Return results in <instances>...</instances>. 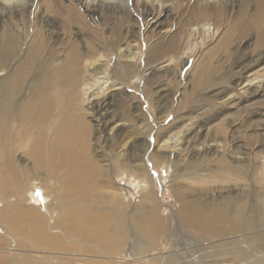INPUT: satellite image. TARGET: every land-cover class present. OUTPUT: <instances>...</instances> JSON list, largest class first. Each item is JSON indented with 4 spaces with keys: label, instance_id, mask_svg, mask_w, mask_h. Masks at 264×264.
<instances>
[{
    "label": "rangeland",
    "instance_id": "1",
    "mask_svg": "<svg viewBox=\"0 0 264 264\" xmlns=\"http://www.w3.org/2000/svg\"><path fill=\"white\" fill-rule=\"evenodd\" d=\"M87 3L86 0H18L0 7V40L8 34H18L26 45L31 44L35 29L41 28L57 62L67 56L68 47L73 44L84 52L95 51V58L101 61L95 67L103 66L106 73L97 76L110 73L109 83H117L119 93L114 98L116 101L113 100V108L103 110L98 118L93 117L92 107L85 106L90 124L89 153L110 176L117 171L115 186L106 190L115 192L118 188L123 192L128 210H133L141 199L145 179L137 175L143 171L142 165L153 177L162 211L177 216L172 184L181 173H187L195 150L203 155L199 157L206 158L204 155L212 149L236 164L263 162L264 63L249 64V60L257 59L260 54L264 56V0H118L116 4H104L96 16L87 11ZM132 31L136 34L133 37ZM206 35L208 39L203 44ZM197 42L200 45L194 46ZM173 44L178 50L170 52ZM191 47L195 48L191 51ZM128 52L134 56L125 57ZM17 61H10L8 68L0 70V91L4 78ZM35 72L38 71L30 79L37 75ZM202 74L207 83L200 82ZM86 77L90 84L83 82L82 87H90L94 82ZM99 84L95 82L94 88ZM252 85L256 86V92ZM102 116L108 120L105 129L99 126L103 124ZM181 132L192 135L185 143L170 142L163 149L161 145L170 135L176 141ZM157 150L162 154H156L155 159L153 154ZM217 152L210 158L216 157ZM24 161L30 164L25 155H16L19 166ZM192 170L188 171L192 173ZM41 177L37 174L31 180L34 186L26 188L31 204L51 203L39 182ZM219 193L215 188L209 195ZM4 196L14 198L7 192L0 195V202L4 203ZM11 234L4 228V222H0L3 264L5 256L12 262L7 264H19L21 255H34V260L45 257L44 251L16 246V237ZM221 239L174 230L170 236L162 235L151 252L137 254L132 252L131 243L135 239L131 238L126 251L114 259L118 264L124 259L129 264H152V260H160V264H264V247L250 236L231 234ZM228 242H236L250 252L248 259L240 263L227 259L225 263L222 258H229V253H222L217 247ZM55 256L77 258L73 254H54L52 260Z\"/></svg>",
    "mask_w": 264,
    "mask_h": 264
},
{
    "label": "bare ground",
    "instance_id": "2",
    "mask_svg": "<svg viewBox=\"0 0 264 264\" xmlns=\"http://www.w3.org/2000/svg\"><path fill=\"white\" fill-rule=\"evenodd\" d=\"M86 1L87 11L96 16L104 4H116L118 0ZM15 3L18 0H0V7ZM206 32L209 33V28ZM135 35L132 31L131 36ZM21 37L8 34L0 40V70H5L10 61L18 59L9 76L4 78L0 91V195L8 192L14 197L4 196V203L0 202V208L4 207L0 209V222H4L7 232L15 235L16 246L29 251L34 248L44 251L45 257L34 260V255H21L17 260L19 264H118L114 258L126 251L131 238L135 239L131 243L132 252L141 254L151 252L162 235L166 233L170 236L174 230L190 236L200 234L220 239L241 234L250 236L252 241L264 247V169H261L264 160L236 164L227 155H220L212 149L204 155L208 158L199 157L203 155L195 150L187 173L176 175V182L172 184L178 204V215L175 217L162 211L152 184L153 177L142 165L143 171L137 175L145 179L141 199L138 205L132 207L133 210H128L123 192L118 188L115 192L106 190L115 186L117 171L110 176L89 153L90 124L84 109L88 104L92 107L93 117L97 118L103 110L112 109L113 100L119 93L116 92L119 89L117 83H109L110 73L97 76L106 73L102 71L103 66L95 67L101 61L95 58L93 49L84 52L79 45L73 44L70 49L68 47L67 56L57 62L56 54H52L41 28L35 29L31 44L26 45ZM207 39L206 35L201 43L205 44ZM196 44L198 46L200 42L194 46ZM176 50L177 45L173 44L170 52ZM127 56L131 58L134 54H125ZM253 62L262 65L264 56L260 54L257 59L251 57L249 64ZM249 64L245 63L246 66ZM36 70L37 75H32L34 78L30 79ZM87 75L93 79V84H100L96 88L93 84L82 87L83 82L90 84ZM200 82L207 83L208 80L203 75ZM252 86L255 87L253 92H256V86ZM114 91L115 94H112ZM101 119L103 124L99 126L105 129L108 120H104L103 116ZM181 133L176 141L174 135H170L161 145L163 149L169 147L170 142L185 143L192 135ZM216 152V157L210 158ZM19 153L25 155L30 164L24 161L22 167L19 166L15 162ZM156 154H162V151L157 150L153 154L155 159ZM191 168L192 173L188 171ZM200 171L206 173L201 174ZM37 174L43 176L39 182L45 188L46 196L51 198V203L31 204V198L26 196V188L34 186L31 180ZM215 188L220 193L210 196ZM173 225L175 227L172 228ZM217 248L222 253H229V258L221 256L224 261L228 259L238 263L250 255L236 242ZM54 254H73L77 258L55 256V262V259L52 260ZM5 257L4 264L12 263L8 256ZM0 263L3 264L1 258ZM151 263L160 264V260H152ZM121 264L129 262L124 259Z\"/></svg>",
    "mask_w": 264,
    "mask_h": 264
}]
</instances>
